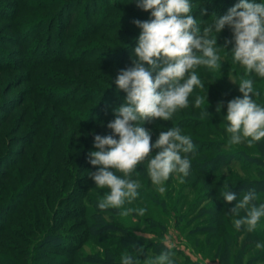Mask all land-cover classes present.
I'll return each instance as SVG.
<instances>
[{
	"label": "rangeland",
	"instance_id": "374dc122",
	"mask_svg": "<svg viewBox=\"0 0 264 264\" xmlns=\"http://www.w3.org/2000/svg\"><path fill=\"white\" fill-rule=\"evenodd\" d=\"M128 1L113 10L121 16L112 22L111 18L100 19L93 8L87 13L90 0H0V264H70V259L72 264H122L126 254L145 264L164 251L165 247L154 244L165 237L174 245L171 258L177 264H264V247H256L264 240L256 232L235 229L229 212L248 184L264 179V139L251 147L246 141L229 146L225 119L227 103L243 95L238 86L241 77L253 80L260 96L252 98L264 106V78L246 75L244 67L234 62V42L222 47L226 40H233L227 25L212 34L217 35L221 67L194 69L204 89L195 88L188 107L178 109L171 120H149L141 125L153 144L160 132L172 127L192 140L195 148L189 154L188 175L181 182L173 173L163 184L165 192L160 193L147 174L145 161L130 177L140 183L139 195L124 205L145 208L143 217L135 211L124 217L119 214L121 209L101 211L97 207L109 190L97 188L90 178L97 167L88 168V154L96 150L95 135L113 133L106 122L88 123L100 112L94 113V100L86 99L89 91L106 85V75L116 78L106 70L125 69L98 63L99 53L118 57L138 39L141 29L133 22L152 19L147 17L149 11L137 7V0ZM190 3L191 15L202 31L211 22L198 14L200 2ZM58 4H62L60 10ZM64 5L77 10L67 15ZM216 7L221 16L228 13L219 3ZM62 11L65 18H56ZM66 25L67 35L61 36ZM92 27L96 29L90 34ZM133 59L128 58L126 67L133 66ZM197 96L205 98L200 108L195 106ZM58 98L63 101L57 102ZM221 102L222 116L215 118ZM183 115L195 118L181 120ZM196 119L201 125H195ZM158 151L153 149V155ZM226 187L237 201L223 200ZM254 188L255 203H264V190ZM263 226L264 217L257 230ZM50 241L77 246L70 252ZM140 247L142 253L137 251Z\"/></svg>",
	"mask_w": 264,
	"mask_h": 264
},
{
	"label": "clouds",
	"instance_id": "9594fccd",
	"mask_svg": "<svg viewBox=\"0 0 264 264\" xmlns=\"http://www.w3.org/2000/svg\"><path fill=\"white\" fill-rule=\"evenodd\" d=\"M137 7L150 11L152 19L133 22L141 29L133 53V66L121 69L115 79L117 87L126 92V99L114 110L115 119L107 124L113 135H95L93 146L96 150L88 154V162L97 167L90 173V178L97 188L109 190L98 201L97 207L101 211L121 209L119 214L124 217L133 211L143 217L146 212L145 208L124 207L126 202L131 204L139 195L140 183L130 178L138 165L147 161V174L160 193L165 192L163 184L173 173L178 174L181 182L189 173V154L195 148L192 140L182 135L180 128L172 127L160 132L153 144L150 133L141 125L149 120H171L178 109L188 107V98L195 88L204 89L205 85L194 69L198 66L213 70L221 67L217 35H212L213 32L219 34L226 25L230 27L233 40H226L222 47L226 49L234 42L231 51L234 62L244 67L246 75L255 73L264 78V3L240 0L226 15L219 18L214 15L213 22L202 31L191 15L190 0H137ZM205 14L206 10L202 8L201 15ZM153 72H156L154 78ZM253 83L252 79L241 77L238 86L242 97L227 103L225 119L229 146L246 141L251 147L264 139V106L252 98L260 96ZM204 103L203 96L196 97L197 108ZM222 106L223 102L218 104V113ZM206 114L209 115L207 109ZM153 149H159L158 153L153 155ZM117 172L123 175H117ZM221 195L229 204L237 201L229 187ZM256 200V189L250 187L229 210L234 217L235 229L245 228L248 232L257 229L264 217V203L257 205ZM163 243L166 250L145 264H173L171 249L174 245L168 237ZM256 247L262 248L264 244L257 243ZM137 251L142 253L143 247ZM121 260L122 264H138L139 261L127 254Z\"/></svg>",
	"mask_w": 264,
	"mask_h": 264
},
{
	"label": "trees",
	"instance_id": "16d2710c",
	"mask_svg": "<svg viewBox=\"0 0 264 264\" xmlns=\"http://www.w3.org/2000/svg\"><path fill=\"white\" fill-rule=\"evenodd\" d=\"M99 1L100 0H90V2L87 3V8H88L87 9V13H90L91 9L93 8L96 11V13H99L101 15L100 19H105L106 20L107 18H111L110 21H112V22H113V20L116 21V17L115 16H118V15L121 16V14H119V13H113V10L119 9V8H121L122 5H124V4L126 5L127 2H129L128 0H106L104 3L100 4L99 6H97ZM197 1L201 3L200 6L199 5L197 6L198 9L196 8L198 10L197 12H198V14H201V9L202 8L205 9L206 10V14L202 15V16L206 20V22H208V23L209 22H211V23L213 22V20L215 19L214 15H216L217 18L221 17V15H222V13L218 12L219 9H217V7H216L217 3L221 4L222 11H225V10L229 11L230 8H232L237 3L240 2V0H197ZM79 2H81V1H79ZM257 2H258V0H257ZM79 4L80 3H78V5ZM57 6H59L58 9L60 10V8L62 7V4L61 5L58 4ZM66 8L68 10L67 11V15L69 14L70 10L73 11L72 14L77 10V7H73V8L70 7L69 8L66 5H64V9H66ZM64 11H62L60 14L57 13V16L55 14V17L57 18L58 16H62V18H65V12ZM147 17H151V12L150 11H149V14L147 15ZM69 25H66V27L64 26V28H62V31H60L61 36H62V34L63 35H67V30L69 28L68 27ZM95 29H94V27H92L88 31L91 34L92 32L95 31ZM136 46H137V41L136 42L133 41L132 43H130L120 53V55H118V57H116V55H115L114 58H107L109 53L102 54V51H101L99 53L98 58H97V62L102 64V65L105 63V64L119 65L120 67L121 66H125V69H126L128 67H126L125 63L128 60V58L133 56L134 49H135ZM46 59H48V58H46ZM145 66L147 67V65H145ZM106 71L109 72L110 74H112L113 76H116V77H117V75L120 72L119 69H113L112 71H110L108 69ZM76 74L79 75L78 73H76ZM79 76H81V75H79ZM99 76H101V75H99ZM103 76H101V78ZM106 78H107L106 85H104L102 87H100V86L95 87L94 86L95 88L88 92L90 94V96L87 97L86 101L87 100H94V102H95L94 113L96 111L100 112V114L95 115L94 118H90V119L87 120V121H89L88 122L89 124H91L94 121L96 123L99 122L100 124H105V122L109 123V122L113 121L115 118L111 117L112 114H114V116L116 117V114H115L114 110L116 108L120 107L121 105H123L124 102H125L127 94H126V92H124L121 89H120L119 93H117L119 88L115 84V79L116 78L112 79V78L108 77L107 75H106ZM75 80H76L75 82H77V83L80 81L77 78ZM56 101L60 102V101H63V100L58 98V99H56ZM213 115L215 116V118L222 116V114L220 112L219 113L218 112L217 113L214 112ZM193 116H195V115H183L180 118H181V120H183V119L191 120V119L195 118ZM199 121H201V120H197L196 119L194 121L195 125H199L201 123V122L199 123ZM79 123L77 122L76 125H79ZM91 167H93V166L89 165L88 168H91ZM263 182H264V179H262V180H260L258 182H253L252 184L250 183V184H248L246 186V188L249 189L250 188L249 186L254 184L259 190L260 189L264 190V185H262ZM41 201H43V200L40 199V204H41ZM254 232H256V234L259 236V240H264V226L262 228L258 229V230L256 229V231H254ZM130 237H133V236L131 235ZM133 238L136 240L135 237H133ZM56 239H58V237L55 238L54 240H56ZM125 239H126L125 237H122V241H125ZM162 242L163 241H159V243L157 242V243H155V244L153 243V244L155 246L160 245V247L163 248L164 244ZM49 244L55 245V246L58 245L59 247L64 248V250H67V251H70V250L73 251L75 249V247L77 246L76 243H73L70 247L69 246H65V245H62V243L60 241L59 242L50 241ZM66 247H68V248H66ZM163 250H166V249H163ZM71 260L72 259H70V261H69L70 264H72ZM66 261L68 262V260H66ZM173 263L177 264L176 262H173Z\"/></svg>",
	"mask_w": 264,
	"mask_h": 264
}]
</instances>
